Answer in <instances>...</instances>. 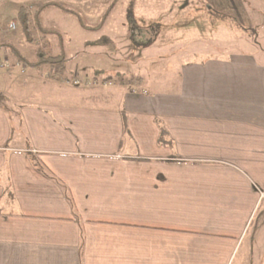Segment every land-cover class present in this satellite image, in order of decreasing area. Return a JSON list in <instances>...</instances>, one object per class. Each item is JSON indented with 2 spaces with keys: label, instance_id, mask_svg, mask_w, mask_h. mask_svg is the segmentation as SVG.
Returning <instances> with one entry per match:
<instances>
[{
  "label": "crops",
  "instance_id": "obj_1",
  "mask_svg": "<svg viewBox=\"0 0 264 264\" xmlns=\"http://www.w3.org/2000/svg\"><path fill=\"white\" fill-rule=\"evenodd\" d=\"M218 40L87 97L0 79V264H264V61Z\"/></svg>",
  "mask_w": 264,
  "mask_h": 264
},
{
  "label": "rangeland",
  "instance_id": "obj_2",
  "mask_svg": "<svg viewBox=\"0 0 264 264\" xmlns=\"http://www.w3.org/2000/svg\"><path fill=\"white\" fill-rule=\"evenodd\" d=\"M67 1L71 3L69 7L73 8V2ZM112 1L92 0L89 6H75L78 8L73 9L85 18L88 25L93 26L100 22ZM168 1L121 0L111 13L107 27L105 25L103 31L97 32L83 29L75 18L57 9L45 11V26L67 32L64 36L66 52L72 59L68 66L70 70L67 82L53 84L51 80L48 81L50 71L45 66L40 75L46 80L41 82L39 87L51 84L50 88L53 90L71 89L77 96L87 97L94 92V88H101L106 82H112L119 71L127 77H132L140 70L144 71L145 66L148 71L152 69L155 61L158 67L161 65V71L164 72V69L167 71L168 63H171L173 69V66L182 60L185 51H203L208 49L211 41L216 42V39L236 51L257 52L264 61V53L260 52L264 49V30L257 31L262 21L257 10L261 7L257 9L255 2L250 6L240 0H198L195 3L190 0H176L173 3ZM5 4L6 0H0V29L5 30L6 25L8 26L5 34L7 43L12 42L24 57L34 61L39 45L26 41L23 28L13 13L15 10L9 11L8 6L6 10ZM130 16L137 22L133 26L128 23ZM12 20H16L15 30L10 29L8 25ZM127 24L129 32L126 31ZM251 25L257 30L253 31ZM44 38L49 41L53 53L59 52L60 42L57 35L52 34ZM5 44L0 41V45ZM4 51H7V56L5 53L0 55V79L7 78V82L13 83L17 101L22 91L21 83L31 69L16 60L9 48ZM194 57L197 58L198 55ZM75 65H79V69H76ZM96 69L105 70L104 75L97 78ZM5 72L12 77H8ZM33 72L35 74L36 70ZM27 91L32 92L30 86ZM8 104L13 102L10 103L9 100ZM261 252L264 256V249Z\"/></svg>",
  "mask_w": 264,
  "mask_h": 264
},
{
  "label": "trees",
  "instance_id": "obj_3",
  "mask_svg": "<svg viewBox=\"0 0 264 264\" xmlns=\"http://www.w3.org/2000/svg\"><path fill=\"white\" fill-rule=\"evenodd\" d=\"M120 0H113L109 5L104 15L100 19V22L96 25H88L85 21V18L76 10L69 8L63 3L60 2H46L41 3L38 7L32 8L29 6H22L18 11V21L20 22L23 28V34L28 43L33 45H39L36 50V59L34 61H29L26 57H24L20 51L15 47L13 43H7L5 45H0V47H7L10 49L13 57L18 60L20 63L25 65L26 67L42 69L47 66L50 70L49 79L55 82H67V62L68 58L65 55L64 51L60 54H55L51 50V46L48 40L44 37L48 35L55 34L58 36L59 42L61 46H63L64 38L63 34L59 29L50 28L44 25L43 23V13L49 9H57L63 14L69 15L77 20L79 25L91 32L101 31L111 15L114 11L115 7L119 3ZM137 22L133 20V17H129V24L132 26ZM260 25H258L259 27ZM251 29L253 31L257 30L254 28V25H251ZM120 74L116 75V82L119 84H127L133 82H141L142 78L133 79H124L119 77ZM0 103L1 105L7 106V104L3 101V97L0 94ZM164 135V131L161 134V137Z\"/></svg>",
  "mask_w": 264,
  "mask_h": 264
},
{
  "label": "built area",
  "instance_id": "obj_4",
  "mask_svg": "<svg viewBox=\"0 0 264 264\" xmlns=\"http://www.w3.org/2000/svg\"><path fill=\"white\" fill-rule=\"evenodd\" d=\"M16 26H17L16 21H13L12 23L9 24V27H10V29H12V30H15V29H16ZM95 82H96V81H95Z\"/></svg>",
  "mask_w": 264,
  "mask_h": 264
}]
</instances>
